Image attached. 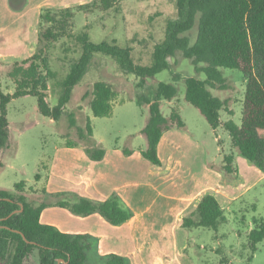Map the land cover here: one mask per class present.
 <instances>
[{"label": "rangeland", "instance_id": "1", "mask_svg": "<svg viewBox=\"0 0 264 264\" xmlns=\"http://www.w3.org/2000/svg\"><path fill=\"white\" fill-rule=\"evenodd\" d=\"M32 3L33 0H0V82L5 93H14L16 90V84L8 74L13 63L33 55L26 44L18 41L24 28L32 23L30 18L25 17L26 14L20 12ZM77 7L64 31H59L58 24L53 26L46 21L40 27L41 32L51 28L61 34L51 41L43 39L36 50H42V56L47 59V66L52 72L48 91L52 106L58 103L63 90L62 82L82 54L81 37L84 33L97 43L116 42L122 47H130L136 63L151 65L156 44L165 38L167 22L177 17L176 0H120L109 9L94 5L91 7L93 11L86 12L87 15ZM28 12L30 16L32 11ZM169 61L168 69L149 78L146 85L140 87L136 75L126 72L116 59L102 53L94 54L89 70L75 87L59 120L44 116L39 111L35 96L12 99L8 104V145L0 151V188L16 196L24 194L35 204H53V198L45 195L53 164L56 163L59 150L67 147L68 142L85 149L86 142L80 138L79 129L85 128L88 119L91 118L95 141L103 142V145L97 146L131 147L139 151L146 147L142 129L149 115V106L139 103L138 98L146 96L153 99L159 82L173 83L178 88V94L173 100H162L163 113L169 115L174 109L179 111L187 122V130L184 131L187 136L202 146L206 143L208 160L220 161L224 154L233 151L240 183L251 185L237 200L236 207L224 210L227 220L217 229H193L192 242L182 258L183 264H264V241L258 243L254 253L248 241V234L255 226L254 220H264V171L255 174L248 168L256 165L238 153L223 126L230 112L232 119L237 124L241 123L246 89L244 72L223 67L221 70L226 87L219 84L216 87L209 86L214 95L225 101V107L221 110L223 121L218 130L223 149L219 150L218 143L214 141V128L200 110L186 99L185 79L190 76L206 79L203 69L206 64L195 65L192 59L183 57L181 53L170 57ZM99 80L110 83L117 92L111 116L97 117L91 111L93 86ZM71 115L76 121L73 126ZM197 154L200 158H196L195 167L200 164V159L203 160L201 152ZM142 160L148 162L143 157ZM119 177L124 180L129 178L127 172ZM21 181L26 182L23 190L16 187ZM23 264H41L38 249H34ZM94 264L100 263L95 261Z\"/></svg>", "mask_w": 264, "mask_h": 264}, {"label": "trees", "instance_id": "2", "mask_svg": "<svg viewBox=\"0 0 264 264\" xmlns=\"http://www.w3.org/2000/svg\"><path fill=\"white\" fill-rule=\"evenodd\" d=\"M119 1L94 0L77 9L91 12L94 5L109 9ZM176 7L177 17L167 22L165 38L156 44L151 65L136 63L130 47H122L116 42L97 43L84 33L81 37L82 54L63 80L62 94L54 106L48 100L52 72L47 66V59L42 56V50L26 59L15 61L8 72L16 84L15 92L5 93L0 82V151L8 145V104L12 99L35 96L39 111L46 117L59 120L75 87L89 70L94 54L113 57L126 72L135 74L138 85L144 87L149 78L170 67V57L181 53L183 57L192 59L195 65L206 64L203 68L206 79L195 76L185 79L186 99L200 110L214 129L222 125L221 110L225 107V101L214 95L209 86L216 87L219 84L226 87L221 70L223 67L244 72L246 89L241 123L237 124L230 119L223 126L238 153L264 170V0H176ZM73 10H47L42 13L41 20L53 26L58 24L59 31H64L69 18L73 16ZM60 36V32L48 28L45 32L40 31V42ZM177 94L175 84L161 81L156 86L153 99L146 96L138 98L139 103L149 106V115L142 129L146 147L141 153L154 165L162 163L158 148L163 134L172 128L185 127L179 111L174 109L165 115L162 110V100H173ZM92 95L90 108L93 115L111 116L117 98L113 86L103 80L96 81ZM75 123L71 115V125ZM79 135L86 142L85 152L90 159L102 160L105 157L106 150L97 146L95 141L91 118L85 128L79 129ZM67 144L68 147L76 146L72 142ZM123 151L126 155L132 153L128 148ZM224 161L227 173L237 171L232 154L225 155ZM25 185L26 182L21 181L16 187L23 190ZM51 204H35L24 194L16 196L0 188V264H23L34 249H38L41 264H87L88 253L93 248V237L89 234L63 232L54 225L42 223V211ZM55 204L67 207L80 216L99 213L114 225L122 224L130 218V213L122 207L118 196L102 201L70 196ZM226 220L220 202L209 192L201 197L194 215L182 219V225L217 229ZM254 223V228L248 234L253 253L258 243L264 241V220L255 219ZM102 260L106 264H129L124 256L116 253L107 254Z\"/></svg>", "mask_w": 264, "mask_h": 264}, {"label": "crops", "instance_id": "3", "mask_svg": "<svg viewBox=\"0 0 264 264\" xmlns=\"http://www.w3.org/2000/svg\"><path fill=\"white\" fill-rule=\"evenodd\" d=\"M93 1L33 0L29 8L20 12L26 14L32 23L24 28L18 41L26 44L34 54L40 43L42 13L75 8ZM30 10L32 12L28 16ZM231 116L232 113H228L226 121L232 119ZM184 122V128H172L163 134L158 148L161 165H154L142 156L141 150L145 147L139 151L126 147L132 152L126 155L121 146H104L106 155L102 160L90 159L84 147L79 145L60 149L45 187V195L53 198V204L42 211V223L54 225L63 232L91 235L93 248L88 253L87 264L95 261L106 264L102 257L110 253L124 256L129 264H183L182 258L192 242L193 229L205 227H185L182 219L194 215L201 197L210 192L224 210H232L251 186L240 183L235 162V173L224 170V157L228 154L234 156L233 151L224 154L220 161L208 160L206 143L202 146L187 136L184 132L187 122ZM213 130L216 132L214 141L222 150L219 127ZM96 142L103 145L102 141ZM197 152H201L203 160L200 159V164L195 167L196 158H200ZM248 168L255 174L262 171L258 166ZM123 172H127L128 179L119 177ZM236 189L239 191L235 192ZM70 196H83L95 201L118 196L130 218L114 225L99 213L80 216L55 204Z\"/></svg>", "mask_w": 264, "mask_h": 264}, {"label": "water", "instance_id": "4", "mask_svg": "<svg viewBox=\"0 0 264 264\" xmlns=\"http://www.w3.org/2000/svg\"><path fill=\"white\" fill-rule=\"evenodd\" d=\"M11 215V214H10ZM24 236V235H23ZM25 237V236H24ZM60 263V262H59Z\"/></svg>", "mask_w": 264, "mask_h": 264}]
</instances>
